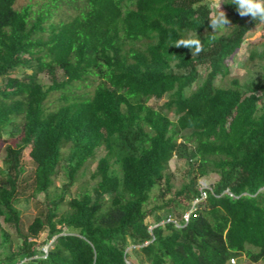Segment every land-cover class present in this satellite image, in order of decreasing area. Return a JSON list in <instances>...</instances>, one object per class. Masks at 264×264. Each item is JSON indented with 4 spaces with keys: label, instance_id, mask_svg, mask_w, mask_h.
<instances>
[{
    "label": "trees",
    "instance_id": "trees-1",
    "mask_svg": "<svg viewBox=\"0 0 264 264\" xmlns=\"http://www.w3.org/2000/svg\"><path fill=\"white\" fill-rule=\"evenodd\" d=\"M17 1L0 0V264L264 261V71L222 83L261 24L228 0L232 26L210 44L209 0ZM189 34L204 45L199 55L175 46ZM262 35L248 60L264 61ZM77 83L95 87L77 93ZM100 150L95 184L72 193ZM174 157L185 165L175 192ZM211 173L214 192L186 222ZM22 198L38 203L29 223ZM169 217L180 226L162 223Z\"/></svg>",
    "mask_w": 264,
    "mask_h": 264
},
{
    "label": "rangeland",
    "instance_id": "rangeland-1",
    "mask_svg": "<svg viewBox=\"0 0 264 264\" xmlns=\"http://www.w3.org/2000/svg\"><path fill=\"white\" fill-rule=\"evenodd\" d=\"M32 1L33 0H18L16 3V7L21 8V7L31 3ZM227 1L228 0H224V2L221 5L222 10H224V11H226L225 3ZM209 2L211 3V0H209ZM263 33H264V25H259L248 33L247 39L244 42L243 46L238 50V52L236 54H234L229 59L228 75L222 80L223 84L232 85V80L234 78H238L240 80V82H246L250 78H252L254 75H261V73H263L264 70H262L260 64L264 63V61H260L259 58H256L254 61L248 60L249 44L261 42ZM258 44H260V43H258ZM40 77L44 83H46V84L51 83L50 78L46 74H41ZM94 87H95L94 85H91L90 87L86 88V87H84V84L77 83V86L74 88V91H76L77 93L85 92V91L92 92L94 90ZM59 95H60L59 92L53 93L47 100V103H46L47 107H49V108L55 107L56 104L58 103ZM166 100H167V97L156 102V104L158 105V107L163 106V104H164V102H166ZM102 154H103V151L100 150L97 158L88 162V164L86 165V167L84 169L83 175L78 177L79 178L78 181L75 183V186H73L72 193L77 194L81 191H87V190L92 188V186L96 182V180L92 177V172L94 171V169L97 165L98 158ZM2 158H3L2 155H0V166L3 164ZM23 160H24V164H25L27 170L30 171L32 168V163L30 161L28 151L25 152ZM184 168H185V165L182 162H180L176 157H174L171 160V169L175 175L173 177V191L174 192L176 190H178L180 188V186L185 181V176H184V170L185 169ZM218 178H219V175L217 173H211L206 177H202L200 179V182L202 184L206 183L208 185L214 184V182L216 180H218ZM66 181H67L66 173H65L63 167H60V172L55 178V185L59 188ZM158 193L159 192L155 191V193L152 197V200H151L152 203H150L149 206H152L153 204L156 203L155 197H156V195H158ZM40 199L43 200L42 195H40ZM37 205H38V203H37V200H35V198H31L30 201H26L24 198L21 199L20 210L23 214V219L26 223H29L30 221H32L34 216L37 214L38 209H39ZM67 213H70V211H68ZM1 219L3 220L2 217H1ZM3 224H4V227L10 232L13 245L16 247L20 242V238L16 235V232L13 230V228L8 223L3 222ZM46 237H47V233L43 232L40 235V237L38 238V240L40 242H42L46 239ZM133 257L134 258L128 260V264H148L145 262L144 256H139V257L133 256ZM236 263L237 264H264V261L261 260L259 262H254V261H251L250 259H248L246 256H244L243 258H240L239 261L237 259Z\"/></svg>",
    "mask_w": 264,
    "mask_h": 264
},
{
    "label": "clouds",
    "instance_id": "clouds-1",
    "mask_svg": "<svg viewBox=\"0 0 264 264\" xmlns=\"http://www.w3.org/2000/svg\"><path fill=\"white\" fill-rule=\"evenodd\" d=\"M223 2H224V0H211V3L209 5L211 8L214 9V11L209 16V21H210L209 26L213 29V31L211 32L212 35L209 38L210 44L213 41H215L219 35L225 33L232 26V23H231L229 17L227 16L226 12L224 10H222L221 5ZM232 4L237 7L238 14L242 18L246 17V16H250L252 18V20H254L255 22H258L259 24L264 25V0H232ZM175 46H177V47L183 46L186 48H190L191 49V55H199L204 50V45H203L202 41L199 38H197L195 35H192V34H189L185 38L180 39L176 43ZM201 186H206L208 193L214 192L213 184L208 185L206 183L202 184L200 182L199 188ZM228 191L229 190H226V192H228ZM207 197H208V195H207ZM205 200H202V201H205ZM192 207H193V204H192ZM192 207H191V209H192ZM199 207H200V205H199ZM190 210H188L187 212H189ZM193 211H192V213H193ZM187 212H185L183 214L184 219H185L184 215ZM191 214H190V216H191ZM169 218H173V219L177 220L175 217H169ZM168 219L162 221V223L169 222ZM189 219H190V217H189ZM185 221L188 222L189 220L185 219ZM177 222H178V220H177ZM177 225L180 226L179 223ZM235 259L237 262L236 257H235ZM230 262H231V264H236V262L233 263L231 260H230Z\"/></svg>",
    "mask_w": 264,
    "mask_h": 264
},
{
    "label": "built area",
    "instance_id": "built-area-1",
    "mask_svg": "<svg viewBox=\"0 0 264 264\" xmlns=\"http://www.w3.org/2000/svg\"><path fill=\"white\" fill-rule=\"evenodd\" d=\"M207 187L206 186H201L200 187V190H201V196L196 198L193 202V207L192 209L187 212L184 217L186 220H189V217H190V214L192 213L193 210L197 209L199 207V204L202 200H205L207 198V195H208V191L206 189ZM168 221H174L176 224H178L177 220L173 219V218H169ZM48 245L44 246L43 250L44 252L47 254L48 253ZM28 258H24L22 260H20L19 262H17L16 264H25L27 262ZM231 261L233 263L236 262V259L235 258H232Z\"/></svg>",
    "mask_w": 264,
    "mask_h": 264
}]
</instances>
